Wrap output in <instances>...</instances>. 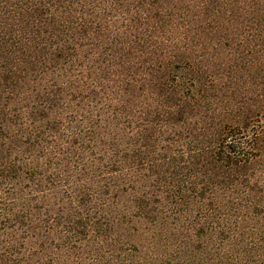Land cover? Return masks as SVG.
Listing matches in <instances>:
<instances>
[{
    "label": "trees",
    "instance_id": "16d2710c",
    "mask_svg": "<svg viewBox=\"0 0 264 264\" xmlns=\"http://www.w3.org/2000/svg\"><path fill=\"white\" fill-rule=\"evenodd\" d=\"M0 264H264V0H0Z\"/></svg>",
    "mask_w": 264,
    "mask_h": 264
}]
</instances>
